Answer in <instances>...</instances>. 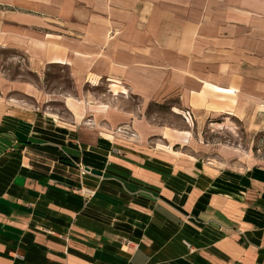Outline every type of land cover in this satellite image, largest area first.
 <instances>
[{
    "label": "crops",
    "instance_id": "obj_1",
    "mask_svg": "<svg viewBox=\"0 0 264 264\" xmlns=\"http://www.w3.org/2000/svg\"><path fill=\"white\" fill-rule=\"evenodd\" d=\"M0 50V264H264V165L149 111L264 119V0H0Z\"/></svg>",
    "mask_w": 264,
    "mask_h": 264
},
{
    "label": "rangeland",
    "instance_id": "obj_2",
    "mask_svg": "<svg viewBox=\"0 0 264 264\" xmlns=\"http://www.w3.org/2000/svg\"><path fill=\"white\" fill-rule=\"evenodd\" d=\"M12 52L14 51L0 50V69L14 72L19 65L23 67L20 71L30 77L22 59L20 64H15L17 58ZM44 87L48 93L57 94V97L62 94L60 90H71L67 69L60 66L50 67L45 76ZM112 89L114 92L110 91L106 81L99 83L98 87L87 84L84 86V92L90 94V98L116 103V88ZM129 99L137 103L135 97L129 96ZM55 108L63 110L60 102H56ZM149 111L154 118L152 120L157 124L176 130H190L192 139L188 144L184 142L179 146L190 155L218 165H264V119H238L232 115H218L208 119H193L189 124L182 118L179 110L174 113L162 105L152 104Z\"/></svg>",
    "mask_w": 264,
    "mask_h": 264
},
{
    "label": "built area",
    "instance_id": "obj_3",
    "mask_svg": "<svg viewBox=\"0 0 264 264\" xmlns=\"http://www.w3.org/2000/svg\"><path fill=\"white\" fill-rule=\"evenodd\" d=\"M181 116L182 118L185 120L186 123L191 124L193 122V113L189 108H185L180 110ZM122 129L123 131H127L130 132V135L132 134L131 131L129 129H125V128H118L117 130Z\"/></svg>",
    "mask_w": 264,
    "mask_h": 264
},
{
    "label": "water",
    "instance_id": "obj_4",
    "mask_svg": "<svg viewBox=\"0 0 264 264\" xmlns=\"http://www.w3.org/2000/svg\"><path fill=\"white\" fill-rule=\"evenodd\" d=\"M93 172H96V171L93 170ZM97 172H98V171H97Z\"/></svg>",
    "mask_w": 264,
    "mask_h": 264
}]
</instances>
